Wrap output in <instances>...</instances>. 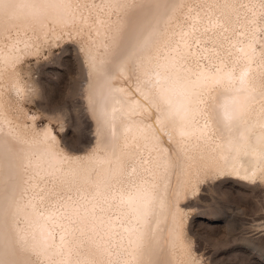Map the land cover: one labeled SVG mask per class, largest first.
<instances>
[{
  "label": "bare ground",
  "instance_id": "bare-ground-1",
  "mask_svg": "<svg viewBox=\"0 0 264 264\" xmlns=\"http://www.w3.org/2000/svg\"><path fill=\"white\" fill-rule=\"evenodd\" d=\"M69 37L79 155L9 101L22 60ZM217 176L264 184V0H0V264H193L183 201Z\"/></svg>",
  "mask_w": 264,
  "mask_h": 264
},
{
  "label": "rangeland",
  "instance_id": "rangeland-1",
  "mask_svg": "<svg viewBox=\"0 0 264 264\" xmlns=\"http://www.w3.org/2000/svg\"><path fill=\"white\" fill-rule=\"evenodd\" d=\"M181 23L186 24L183 19ZM20 75L27 93L10 94L12 113L28 124L31 120L39 127L49 124L67 153L91 150L95 126L85 96L89 73L76 40L69 37L44 45L22 60ZM16 105L22 110L16 111ZM63 193H57V201L63 200ZM75 197L79 199L76 193ZM44 204L45 209L55 206L56 212L62 208L51 201ZM183 205L193 264H264L263 183L206 177Z\"/></svg>",
  "mask_w": 264,
  "mask_h": 264
}]
</instances>
